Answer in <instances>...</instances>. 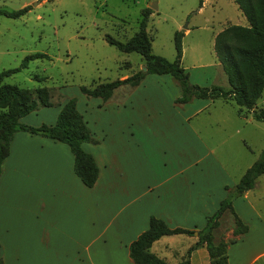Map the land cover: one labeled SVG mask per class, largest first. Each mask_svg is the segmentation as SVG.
Returning <instances> with one entry per match:
<instances>
[{"label":"rangeland","instance_id":"obj_1","mask_svg":"<svg viewBox=\"0 0 264 264\" xmlns=\"http://www.w3.org/2000/svg\"><path fill=\"white\" fill-rule=\"evenodd\" d=\"M155 2L157 10H151L146 28L152 53L173 61L174 34L182 32L181 67L189 83L228 88L214 52V38L227 26H247L233 0H203L200 9L199 0ZM151 4L152 0H0V10L30 7L17 19L0 16V73L18 69L4 76L1 84L28 90L45 88L50 95V107L38 108L21 118L20 123L34 128L52 126L63 105L74 100L96 142L84 145L99 147L103 141H114L110 144L120 156L126 157L132 151L137 163L148 159L155 163L157 171L165 172L179 170L180 163H176L184 158L211 155L222 164H201L191 171L214 174L219 172L218 166H223L230 177L241 174L264 150V121H256L250 114L238 115L233 101L193 99L177 104L180 90L176 81L169 75L153 74H146L136 87H119L105 101L88 98L81 92L82 87L123 80L144 68L142 57L118 51L105 37L128 41L138 31L142 11ZM33 54H44L48 59L32 60L22 67L24 58ZM257 107L264 111V96ZM17 137L21 143L38 148L26 153L27 157L46 155L38 147V140L44 138L24 132ZM31 139L38 140L30 142ZM96 152L100 157L101 152ZM126 162L127 159L120 160L122 164ZM5 164L11 170L13 159L3 164L2 173ZM21 171L28 174L29 164ZM257 182L254 191L263 194L264 175ZM27 193L16 199L18 209H29L28 223L44 225L42 236L46 238L54 229L52 225L61 222L55 207L58 197L47 198L51 212L42 215L36 210L43 205L41 201L34 192ZM77 199L78 196L74 203ZM246 202L239 197L232 199L233 211L237 215L238 210L245 219ZM231 225V214L224 215L216 240H230L227 232ZM75 264H81L78 257Z\"/></svg>","mask_w":264,"mask_h":264},{"label":"crops","instance_id":"obj_2","mask_svg":"<svg viewBox=\"0 0 264 264\" xmlns=\"http://www.w3.org/2000/svg\"><path fill=\"white\" fill-rule=\"evenodd\" d=\"M19 133L10 143L5 162L12 158V168L5 164L0 176V264H75L77 257L81 264H133L128 246L148 228L151 217L163 220L170 229L194 232L161 237L150 249L155 256L167 264L184 260L210 264L205 244L196 246L198 231L225 197V188H233L247 168L235 177L223 166L214 174L191 171L201 164H222L208 155L182 159L176 163L179 170L157 171L153 161L139 164L132 151L122 157L113 149L114 141H103L99 147L82 145L99 170L95 185L87 188L73 172V156L66 145L36 139L39 151L46 155L27 157L38 148L17 140ZM125 159L127 164L120 163ZM26 164L28 174L21 171ZM257 180L252 190L239 197L247 201V219L238 210L237 215L248 230L228 245L227 264H264V193H255ZM27 192H34L43 204L36 208L42 215L51 212L47 198L58 197L55 207L61 222L52 225L46 238L44 225L28 223L29 209H18L16 199ZM230 229L227 237L233 238Z\"/></svg>","mask_w":264,"mask_h":264},{"label":"trees","instance_id":"obj_3","mask_svg":"<svg viewBox=\"0 0 264 264\" xmlns=\"http://www.w3.org/2000/svg\"><path fill=\"white\" fill-rule=\"evenodd\" d=\"M241 15L246 19L247 26L230 25L219 32L214 38L216 59L227 79L228 88L220 86L199 87L189 83L188 75L181 67L182 32L174 34L175 58L173 61L154 55L151 40L146 32L150 9L142 11L138 31L125 43L109 36L106 42L123 53L138 54L144 60L145 71H138L123 80H116L96 85L93 88L82 87L81 92L88 98L108 100L115 90L128 85L136 87L146 74L169 75L177 83L180 96L177 104H187L193 99L198 100H231L238 108V115L251 114L256 121H264V111L257 108V102L264 95V0H233ZM203 0H199V9ZM30 10L26 6L17 11L0 10V16L17 19ZM48 59L44 54H33L24 58L22 67L29 61ZM16 70L0 73V176L3 164L9 156L10 143L18 132L40 136L66 145L73 156V172L81 183L92 188L98 178L99 170L94 158L82 148L85 143L95 144L83 117L76 109L74 100H70L61 108L56 122L52 126L41 125L34 128L20 123L21 118L36 111L38 108L51 106L47 89L28 90L17 86L1 84L4 76ZM264 175V150L260 158L242 175L233 188L226 187L227 198L220 202L216 212L207 218L203 229L198 231L196 246L205 244L210 264H227V247L236 238L247 233L248 227L238 218L232 208V199L243 196L252 190L256 180ZM232 216V235L228 241L216 240V231L224 215ZM192 236L194 232L175 228L170 229L166 223L154 217L149 219L148 228L128 246V256L133 264H167L151 251L152 244L164 236ZM179 264H189L184 260Z\"/></svg>","mask_w":264,"mask_h":264},{"label":"water","instance_id":"obj_4","mask_svg":"<svg viewBox=\"0 0 264 264\" xmlns=\"http://www.w3.org/2000/svg\"><path fill=\"white\" fill-rule=\"evenodd\" d=\"M149 9L152 10V11H156L157 10V5H156L155 0H152V4L150 5ZM142 71H145V68H143Z\"/></svg>","mask_w":264,"mask_h":264}]
</instances>
